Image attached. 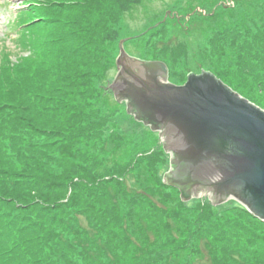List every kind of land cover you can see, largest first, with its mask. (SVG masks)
Instances as JSON below:
<instances>
[{
	"label": "trees",
	"instance_id": "16d2710c",
	"mask_svg": "<svg viewBox=\"0 0 264 264\" xmlns=\"http://www.w3.org/2000/svg\"><path fill=\"white\" fill-rule=\"evenodd\" d=\"M235 1L229 12L224 0L184 3L145 33L153 52L136 57L184 82L169 57L188 55L185 42L154 54L155 41L166 23L190 21L192 31L212 16L201 61L264 106V0ZM142 3H19L14 48H0V264H264V221L233 199L182 200L163 180L158 133L109 88L120 22ZM122 120L136 129L122 131Z\"/></svg>",
	"mask_w": 264,
	"mask_h": 264
},
{
	"label": "water",
	"instance_id": "95a60500",
	"mask_svg": "<svg viewBox=\"0 0 264 264\" xmlns=\"http://www.w3.org/2000/svg\"><path fill=\"white\" fill-rule=\"evenodd\" d=\"M134 35L127 36L126 50V38L119 42L109 88L127 113L158 132L169 155L164 182L182 200L202 194L217 205L233 199L264 221V106L207 70L179 84L164 62L132 53Z\"/></svg>",
	"mask_w": 264,
	"mask_h": 264
},
{
	"label": "rangeland",
	"instance_id": "374dc122",
	"mask_svg": "<svg viewBox=\"0 0 264 264\" xmlns=\"http://www.w3.org/2000/svg\"><path fill=\"white\" fill-rule=\"evenodd\" d=\"M200 1L202 0H143V3L141 5L134 7L132 10H130V12H127L122 17L118 35L116 39H114L118 43L116 45L117 56L119 55V42L122 39L126 38V41L123 44L126 50L127 36L132 34H135L136 36L138 35V38H142L139 41L140 43L138 44L136 42H133L134 40H136L135 38H129L132 53H142L143 48L144 50L153 52L152 50H154L155 48L151 50V47L152 44H154V40L150 39L149 42L152 44L146 45L147 42L145 43L144 38L146 36L145 33H147V31L151 27H155L158 24H163V21L166 20V17H179L178 13L179 11L181 12V7L184 3L185 6L189 3V5L195 7L196 5H199L201 3ZM224 1L225 6H227L226 12H229V9L233 7V5H236V3L238 2L235 0ZM21 2L22 0H0V48L3 45L10 47L9 49L14 48L11 40L16 36V32L11 31V28L8 26V24L10 25V21L14 20L16 12L21 7L19 4ZM196 10H200V8L197 6ZM201 10L204 13V9ZM211 18L212 16L204 19L201 22H198L199 20H195L196 25L192 31H189V29L192 28L191 25L189 29H187L186 27L187 23H189L190 21H187L181 26L177 24L176 21L169 22V26L167 25L168 23H166L164 25L165 33H162L163 37L159 39V41H155L157 43H155V45H158L159 47L155 50L154 54L159 53V51L157 50L163 49L165 46L178 47L181 45L180 42H185L184 44L186 45L188 55H177L176 57L168 56L170 58L171 65L176 62V66L173 68V70L175 71L177 67L178 70H181V73H183V75H185L187 72L189 74L192 72L196 73L202 70H208V68H211V65H209L207 59L205 60L206 64L201 61L202 58L200 57V55L203 49L206 47L205 44L207 32L211 30V27L209 26L207 21L211 20ZM192 24L194 25V22H192ZM195 29L197 30L195 31ZM13 59L15 58L13 57ZM121 126V130L124 132H131L136 129L135 124L125 120L121 121ZM140 128L143 129L142 127ZM157 135L159 136V134ZM200 197H203L202 194H200ZM190 200L184 201L188 202ZM83 223L85 224L86 221H83ZM206 264L210 263L208 262Z\"/></svg>",
	"mask_w": 264,
	"mask_h": 264
},
{
	"label": "flooded vegetation",
	"instance_id": "af4514ba",
	"mask_svg": "<svg viewBox=\"0 0 264 264\" xmlns=\"http://www.w3.org/2000/svg\"><path fill=\"white\" fill-rule=\"evenodd\" d=\"M178 189V188H177ZM179 190V189H178ZM180 191V190H179Z\"/></svg>",
	"mask_w": 264,
	"mask_h": 264
}]
</instances>
